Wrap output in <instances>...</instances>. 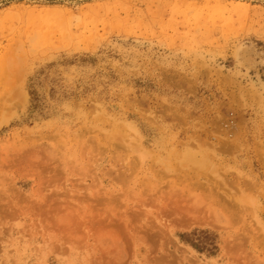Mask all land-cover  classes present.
I'll return each mask as SVG.
<instances>
[{"label": "rangeland", "instance_id": "374dc122", "mask_svg": "<svg viewBox=\"0 0 264 264\" xmlns=\"http://www.w3.org/2000/svg\"><path fill=\"white\" fill-rule=\"evenodd\" d=\"M0 264H264V0H0Z\"/></svg>", "mask_w": 264, "mask_h": 264}, {"label": "trees", "instance_id": "16d2710c", "mask_svg": "<svg viewBox=\"0 0 264 264\" xmlns=\"http://www.w3.org/2000/svg\"><path fill=\"white\" fill-rule=\"evenodd\" d=\"M179 238L200 253L214 254L218 250V236L207 229L194 228L179 233Z\"/></svg>", "mask_w": 264, "mask_h": 264}, {"label": "bare ground", "instance_id": "6f19581e", "mask_svg": "<svg viewBox=\"0 0 264 264\" xmlns=\"http://www.w3.org/2000/svg\"><path fill=\"white\" fill-rule=\"evenodd\" d=\"M16 78H17V76H16ZM13 79H14V78H13ZM17 79H18V78H17ZM19 84H20V83H19ZM4 85H5V84H4ZM19 86H20V85H19ZM18 88H19V87H18ZM9 89H10V88H9ZM20 89H21V87H20ZM20 89H19V90H20ZM22 89H23V88H22ZM6 90H7V89H6ZM6 90H4V91H6ZM7 91H8V90H7ZM12 92H14V91H12ZM21 92H22V91H21ZM21 92H19V94H21ZM3 93H5V92H3ZM6 93H7V92H6ZM10 93H11V92H10ZM8 94H9V91H8ZM8 94H7V96H9ZM19 94H17V95H19ZM1 96H3V95H1ZM4 96H5V95H4ZM4 96H3V97H4ZM11 96H12V95H11ZM23 96H24V93H23ZM23 96H22V97H23ZM25 96H26V95H25ZM9 97H10V96H9ZM5 98H6V96H5ZM10 98H11V97H10ZM13 99H15L14 96H13ZM13 99H12V101H13ZM10 100H11V99H10ZM15 101H16V100H14L13 102H15ZM22 101H23V100H22ZM13 106H14V104H13ZM6 113H7V112H6ZM3 114H4V113H3ZM6 116H7V114H6ZM186 199H187V198H186ZM185 201H186V200H185ZM217 201H218V200H217ZM190 202H191V201H190ZM180 203H181V202H180ZM204 204H205V203H204ZM186 205H187V204H186ZM187 206H188V205H187ZM201 206H202V205H201ZM179 207H180V206H179ZM169 208H170V206H169ZM181 208H182V207H180V209H181ZM190 208H192V207H190ZM176 209H177V206H176ZM193 209H194V208H193ZM198 209H200V207H199ZM202 209H203V208H202ZM202 209H201V210H202ZM171 210H172V208H171ZM182 210H183V209H182ZM190 210H191V209H190ZM194 210H195V209H194ZM196 210H197V209H196ZM196 210H195V211H196ZM209 210H210V209H209ZM209 210H208V211H209ZM173 211H174V210H173ZM176 211H177V210H176ZM179 211H180V210H179ZM179 211H178V212H179ZM192 211H193V210H192ZM208 211H207V212H208ZM182 212H183V211H182ZM175 213H176V212H175ZM199 213H200V212H199ZM208 213H209V212H208ZM210 213H211V212H210ZM182 214H183V213H182ZM205 216H206V215H205ZM209 216H210V215H209ZM209 216H207V218H208ZM190 217H191V215H190ZM196 217H197V216H196ZM180 219H181V218H180ZM198 219H199V217H198ZM203 219H205V218H203ZM181 220H182V219H181ZM199 220H200V219H199ZM208 220H209V219H208ZM192 221H193V220H192ZM198 222H199V221H198ZM188 223H189V222H188ZM192 223H193V222H192ZM209 223H210V222H209ZM210 225H211V224H210ZM188 227H189V226H188Z\"/></svg>", "mask_w": 264, "mask_h": 264}]
</instances>
